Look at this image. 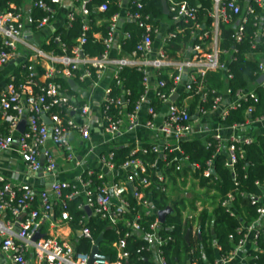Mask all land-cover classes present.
<instances>
[{
  "label": "built area",
  "instance_id": "1",
  "mask_svg": "<svg viewBox=\"0 0 264 264\" xmlns=\"http://www.w3.org/2000/svg\"><path fill=\"white\" fill-rule=\"evenodd\" d=\"M116 1L121 11L110 19L109 33L104 38L105 50L101 55L90 56L83 49V45L86 43V32L89 29L90 9L88 4L92 0H75V4L66 15V29L71 28L72 22L77 16H81L83 17V32L70 54H68L66 46L61 43L60 36L55 34L53 40L60 43L63 51L61 55L46 52L41 48H33L44 73L39 76L35 71V64H31L28 66L30 74L27 85H20L16 88L11 82L7 90H0V123L4 125V132H0V153L12 150L17 142L16 150L30 175L53 174L57 169V161L54 153L48 148L49 142L65 151L67 160H73L75 156L71 145L73 135L78 136L84 142H89L92 139L93 128L98 125L108 136L109 141L115 140L123 129L130 131L137 126V114L152 90V100L158 99L163 106H166V110L164 120L158 126L155 119L159 117L161 110L156 111L150 105L146 126L150 130L161 133L164 139L148 144V147L143 145L140 148L132 149L131 155L136 152L156 155L150 167L158 170V181L166 185L162 187V191L168 192V178L161 170L162 165H164V169L174 167L176 171H179L181 161H188V158L182 155L179 144L182 140H191L194 116H203L213 111L219 112V126L211 137L216 141L215 154L224 151L227 155L225 166L233 172L238 159L237 151L241 150L243 145L256 141V138L251 136L242 137L240 131L254 123L264 125V115L248 119L246 124L225 125L223 123L230 110L238 109L250 100L252 102L245 108L244 113L251 116L256 108L255 104L259 101L255 92L256 88L251 89L249 86L231 94L228 85L233 75L228 65L235 59L234 56L238 49L234 47L222 48L223 31H231L233 43L238 44L242 42L246 24L252 22L256 30L251 40V48H256L257 43L261 42L264 37V1L252 0L248 4L242 5L239 0H210L211 7L207 13L209 21L202 24L195 21L197 19L195 7L189 6L184 0H166L169 14L172 17L169 18V25H164L161 20L160 22L164 25L162 27L154 25L155 19L152 16L144 15L137 10L133 12L132 7L128 6L129 2H133L137 9H141V0H130L128 3H125L124 0ZM62 3L63 0L34 1V8L40 9L44 13L42 18L35 20L37 30H43L53 22ZM256 7L259 8L260 13H257ZM106 10V4L98 7L99 12ZM121 21L123 24L125 21L138 22L145 28V34L131 55L114 57L110 53L114 43L129 37L127 32L120 31L119 23ZM191 21H194V25L190 30L186 56L183 60L168 59L163 48L169 44L174 33L169 32L167 28L176 22L187 24ZM24 26L25 18L19 7L9 4V8H0V70L18 56V44L27 36ZM177 30L182 32L184 29L178 27ZM154 35L161 37V42L157 46H155ZM94 36L100 37L99 34ZM247 56L260 57L259 77L264 75V51L262 53L250 52ZM124 66H136L147 71V75L144 77V94L136 102L131 112L125 111L124 100H115L110 97V87L105 90L103 100L96 106L90 100L79 102L77 94H71L68 88L56 81L57 78H64L80 83L90 81L96 84L111 67L116 68L113 79L117 80L119 70ZM160 69L176 71L172 77L173 86L169 94L162 91L165 82L157 79L156 71ZM209 71H220L223 82V88L218 91L220 94L215 97L210 110L199 107L192 114L187 105L181 107L171 100L179 88H182L183 92L202 94L200 102H206L207 94L202 89V79ZM37 76L40 77L38 84L34 80V77ZM184 76H186L185 79ZM44 80L48 81L44 82ZM250 83L255 87L264 84V82L258 84L257 80L249 82L248 85ZM196 85H198V89L194 91ZM226 98L229 100L222 107ZM110 105L118 108L116 117L109 115ZM95 107L97 108L95 109ZM22 121H25V129L20 132L18 125ZM222 129L231 130L232 135L224 138L221 135ZM15 134H18L17 137ZM169 137L175 140L174 145L168 141ZM170 153H174L172 158H169ZM114 156L113 149H108L99 155V160L107 169L113 170L117 174H124V181H117L116 178L109 180L103 172L89 170L84 173L87 177L95 175L102 181L100 185H95L91 179L84 178L82 175L79 185H72L66 181H54L48 190L37 194L29 183H20L13 187L0 174V237L2 238L3 253L11 264H89L91 252L76 251L75 243L70 244L64 240L44 236L34 240V236L41 233L46 222H51V216L56 207L60 208V220L71 224L73 217L69 212L68 201L80 197L82 202L78 208L84 211L78 222L80 237L91 240L94 246L95 240L88 226L91 216H98L114 224L128 210L129 204L125 198L128 187L140 201L143 195L133 182L137 173L145 174L147 172L146 164L140 158H131L116 167L113 161ZM208 164L209 168L205 171V175L212 172V161H209ZM191 165L194 168L197 167L194 164ZM150 184L147 176L141 178L140 185L148 187ZM255 184L260 189V194L251 197V204L257 205V216L249 221H242V225L237 229L242 237L234 244L230 253L219 256L213 264H231L235 260L247 262L249 256L245 255L243 251L259 250L260 241L264 243V181ZM233 201V194H228L222 202V206L231 215H234ZM36 202L39 204L34 207ZM141 203L148 207L145 214L152 215L149 201L142 200ZM86 207L90 208V214L86 212ZM22 214L23 217L19 219ZM8 215L13 218V221L5 220ZM132 226L140 237L147 238L156 247L158 264H167L160 249L166 240L156 233V230L160 228V222L157 220L152 223V232L148 233H142L135 222ZM112 247L116 251L114 260H110L108 257L109 260H96L92 264H126L129 262L130 252L126 249L124 238L113 243ZM30 252L34 255L35 261L28 260L27 256Z\"/></svg>",
  "mask_w": 264,
  "mask_h": 264
},
{
  "label": "trees",
  "instance_id": "2",
  "mask_svg": "<svg viewBox=\"0 0 264 264\" xmlns=\"http://www.w3.org/2000/svg\"><path fill=\"white\" fill-rule=\"evenodd\" d=\"M36 1V0H34ZM189 6L196 8L197 19L199 23H206L209 21L207 13L211 7L210 0H184ZM14 2L19 5L21 0H0V8H9V3ZM142 8L137 9L133 2H129L128 6L132 7V11H140L144 15H150L155 19L154 25L164 26L160 21L163 13L162 0H141ZM102 4L107 5L105 12H99L98 7ZM90 9L89 29L86 32V43L83 45L85 53L90 56H99L105 50L104 38L108 36L110 19L114 14L121 11L116 0H92L88 4ZM257 13H260L256 7ZM44 16L42 10L34 8L33 19L34 21ZM171 18V14L166 15ZM97 21H101L98 22ZM36 24V23H35ZM83 17L77 16L72 22L71 28L61 29L57 32L60 36L61 43H63L68 54L71 49L77 44V39L82 34ZM194 21L190 23L176 22L170 25L167 29L169 32L174 33L170 39L169 44L163 49L168 59L170 60H183L188 51V43L190 39V30L193 28ZM178 27L184 29L178 32ZM256 28L252 22L246 24L242 42L234 44L231 38L232 32L228 30L223 31L224 40L222 48L230 49L232 47L238 49L235 54V59L228 65L233 78L229 82V89L231 94H235L238 90L245 89L249 82L256 81L260 73V57L247 56L248 53H262L264 51V37L261 42L257 43L256 48H251V40ZM123 33H128V38H122L120 42L121 51L120 56H129L136 49L137 44L142 41L145 28L136 21H125L120 28ZM99 34L97 38L94 35ZM156 42L158 35H154ZM46 52H52L55 55L63 53L60 43L55 40L41 46ZM37 61L25 60L14 71V78L11 81L17 88L20 85H27L29 80L30 71L28 66L36 64ZM35 71L39 76L44 73L41 64L35 65ZM147 71L139 69L136 66H124L118 73V79H113L110 85V97L113 99H121L125 101V111L131 112L144 94L145 85L144 77ZM157 79L165 82L162 91L169 94L173 82L172 77L176 74L175 70L160 69L156 71ZM34 77L35 83H39L40 77ZM222 73L220 71H209L202 79V89L207 94L206 102H200L202 94L182 92L180 98L175 101L178 106H184V100L191 98L188 105L189 111L193 114L199 107L205 110H210L213 106L214 99L220 93L218 92L223 88ZM201 81L200 78H198ZM48 80H44L47 82ZM65 88L69 89L71 94H77L73 91L68 81L64 78H57ZM77 84L84 88L85 83L76 81ZM198 89V85L194 86V91ZM214 90V91H213ZM255 92L258 97V103L255 104L253 114L246 115L244 110L251 104V100L242 104L238 109L230 110L227 118L223 121L225 125L233 124H246L248 119H255L256 117L264 115V84L256 87ZM151 106L156 111H160L163 104L158 99H153ZM109 115L116 117L118 108L110 105L108 110ZM144 146L148 147V144ZM180 150L184 157L188 158L190 164L197 167H191L185 170L189 171L200 189L206 192H213L211 208H203L197 211L193 202L187 197L182 198L181 202L174 203V214L166 217L164 223H160V228L156 230L159 237L166 240V243L160 247L162 256L167 264H213L214 261L221 255L230 253L242 237L237 232V229L242 225V221H249L256 217L257 205L251 204V197L260 194V189L255 184L256 182L264 181V134L256 137V141L251 144H245L241 150L237 151V162L232 170L225 166L227 155L224 151L219 154L216 153V141L210 136L206 141L200 140H182L179 144ZM131 147L119 146L113 148L115 153L113 161L116 167L122 164L127 159L140 158L147 166L145 174L137 173L133 184L141 190L142 199L139 201L133 194L131 188L125 194V198L129 204L128 210L111 224L108 220L101 219L98 216H91L88 226L91 230L92 237L96 240L100 235L103 240L99 245L100 253L104 256L114 260L116 251L112 244L119 242L121 238L126 241V249L130 252V264H158L156 247L144 237H140L139 233L135 231L132 224H138L142 233L152 232L151 224L159 221L157 212L164 210L171 201L172 189L165 192L162 187L166 186L157 179L156 168L150 167L153 164L156 155L143 154L136 152L131 155ZM174 153L169 154L172 158ZM212 161V170L209 175H205V171L209 168L208 162ZM164 165H162V168ZM175 168H167L164 174L172 182V186L176 184V178L181 176L180 172H175ZM173 173V174H172ZM234 173V174H233ZM234 175V176H233ZM147 176L151 182L150 186L143 187L140 185L141 178ZM84 178H89L95 185H100L101 180L96 178L95 175L87 177L86 173L83 174ZM117 181H124L125 175L118 174ZM66 192V191H65ZM228 194H233L234 201L232 202V209L234 215L222 206V202L227 198ZM142 200H148L151 205L149 209L152 215H146L148 207L143 206ZM82 199L75 197L68 201L69 212L73 217V227H79L78 222L83 210L78 208ZM189 202V204H188ZM189 206V210L196 213L190 219H184L181 211ZM60 213V208H55V214ZM197 225L196 233L193 234V227ZM187 231L190 232L189 241L186 240L185 235ZM76 251L81 253H90L93 248L91 240L80 237L75 244ZM245 255L249 256L247 262L233 261L231 264H264V243L260 241L259 250L250 249L243 251ZM127 264V262H126Z\"/></svg>",
  "mask_w": 264,
  "mask_h": 264
},
{
  "label": "crops",
  "instance_id": "3",
  "mask_svg": "<svg viewBox=\"0 0 264 264\" xmlns=\"http://www.w3.org/2000/svg\"><path fill=\"white\" fill-rule=\"evenodd\" d=\"M74 1L75 0H63L61 7L58 8V12L54 16L53 22L43 30L36 29L35 21L32 17L34 10V0H21L19 5H16L14 2L9 3L13 6L19 7L22 10L25 18L24 32L27 36L18 44V56L16 57V59L9 61L0 70V90L8 89L9 84L14 78L15 69L19 67L23 61H37V63L40 64L39 59L34 52V49L41 48L43 44H47L52 41L55 34H57L59 30L66 29V15L73 4H75ZM129 1L130 0H124L125 3H128ZM239 1L242 5H246L252 0ZM162 23L164 25H169L168 22L162 21ZM160 42L161 37L159 35L155 42V46H157ZM120 51L121 46L119 40L114 43L110 53L114 57H120ZM115 70V67H111L110 69H108L96 84L87 81L85 82L84 88L79 86L78 90L75 91L77 92L79 102L90 100L97 106L98 102H101L103 100L105 90L110 87ZM250 84L248 85L249 88H256L253 84ZM182 92L183 89L179 88L177 92L178 95L175 101L180 98ZM152 98L153 92L152 90H150L146 101L142 104L141 109L137 114V126L130 131H126L123 129L122 132L117 135L115 140L109 141L108 136L98 125L93 128L92 139L89 142H84L79 139L78 136L73 135L71 137V145L73 148V153L75 155L73 160H67L66 152L57 148L52 144V142H49L47 144L48 148L51 149V151L54 153L57 161V169L53 174L38 173L30 175L23 160L16 150L17 142H15L12 150L0 153V174L3 175L6 181L9 182L13 187L19 185L20 183H29L33 186L37 194L48 190L54 181H66L72 185H79L80 177L84 174L85 171L89 170H92L94 172L101 171L106 175L107 179L113 180L114 178H116V176H118V174L113 170L107 169L101 164L99 155L102 152L119 146L131 147L132 149H136L142 147L145 144L155 143L164 139L161 133L150 130L146 126L149 118L148 109L153 101ZM228 100L229 99L226 98L221 106L223 107L224 104L228 102ZM190 101L191 98H187L184 100V104L188 106ZM96 108L97 107H95V109ZM165 110L166 106H163L160 111L159 117L155 119V123L158 126H160L164 120ZM218 117V111L209 112L208 114L199 117H193V131L191 140H200L203 142L206 141L207 138L210 137L214 133L215 129H217V127L219 126ZM0 132H4V125L1 123ZM240 132V135L242 137L251 136L253 138H256L258 135L264 133V125L254 123L248 126L246 129L241 130ZM15 135V137H17L18 134ZM221 135L224 138H228L232 135V131L229 129H222ZM167 139L172 145L175 144V140L172 137H169ZM190 166L191 164L188 161H181V169L179 171L177 170L181 173V176L176 178V184L174 186H172V182L168 178V191L172 189L171 201L168 205V207L172 208L171 214L175 213L174 203L177 204L178 202H181L182 198L184 197H187L190 200L192 196H194V190L191 189L189 191V187L197 188L195 189L196 191L202 190L198 187L197 181L196 179H194L192 174L189 171L185 170ZM161 170L164 172L165 169L161 167ZM177 171L175 170L173 171V173ZM38 204L39 203L36 202L34 207ZM181 213L184 219H190L192 218V216L196 215V213H194L193 211L191 212L189 208L187 209V207L184 208ZM59 214L56 215L54 209L51 216V222H53V224H51V222H46L41 229V236L47 238H56L59 240H64L70 244H76V242L80 238L79 228L77 226L73 227L72 223L70 224L69 222L67 223L65 221H61ZM22 217L23 214L19 219H21ZM5 220L13 221V218L8 215ZM196 230L197 225L195 224L193 227V234L196 233ZM27 258L30 262L35 261L34 255L31 252L28 254ZM0 264H11L3 253L1 237Z\"/></svg>",
  "mask_w": 264,
  "mask_h": 264
},
{
  "label": "water",
  "instance_id": "4",
  "mask_svg": "<svg viewBox=\"0 0 264 264\" xmlns=\"http://www.w3.org/2000/svg\"><path fill=\"white\" fill-rule=\"evenodd\" d=\"M162 7H163V13L165 15H168L169 14V9H168V5H167V1L166 0H162ZM123 24V22L121 21L119 23V26L121 27ZM82 56V54H81ZM184 79L186 78V76L183 77ZM68 83L70 84V86L73 88L74 91L78 90L79 86L76 84V82L73 80V79H68L67 80ZM264 82V75L260 76L258 79H257V83L260 84ZM178 94H174L172 97H171V100L172 101H175L176 97H177ZM195 117V116H194ZM25 127V121H22L19 125H18V130L20 131H23ZM191 168H194L193 165L190 166ZM213 173H214V170H211ZM86 212L88 214L91 213V210L90 208L86 207ZM172 213V208L171 207H166L164 210H160L157 212L158 214V219H159V222L160 223H164L165 220H166V217L168 215H170ZM41 237V234L40 233H37L35 236H34V240H37L38 238ZM189 237H190V232L187 231L186 235H185V238L187 241H189ZM103 240V236L100 235L96 240H95V244L92 248V251H91V254H90V260H89V264H92L94 261L96 260H109V258L107 256H103L101 253H100V250H99V245L101 243V241ZM129 264V263H127Z\"/></svg>",
  "mask_w": 264,
  "mask_h": 264
},
{
  "label": "rangeland",
  "instance_id": "5",
  "mask_svg": "<svg viewBox=\"0 0 264 264\" xmlns=\"http://www.w3.org/2000/svg\"><path fill=\"white\" fill-rule=\"evenodd\" d=\"M161 19L164 22L170 23V19L166 15H163ZM191 189L194 190L193 191V195L194 196H192V198L190 199L189 202H193L195 204V206L197 208V211H200L203 208L210 209L211 208V204L213 202V199H212L213 192L212 191L211 192H206L205 190L204 191L203 190L196 191L195 189H197V188L189 187V191ZM189 202H188V204H189ZM188 204H187V209L189 208Z\"/></svg>",
  "mask_w": 264,
  "mask_h": 264
}]
</instances>
